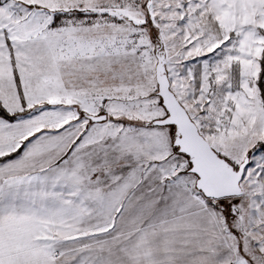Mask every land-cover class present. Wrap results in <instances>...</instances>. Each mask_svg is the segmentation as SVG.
Masks as SVG:
<instances>
[{
	"label": "snow or ice",
	"instance_id": "obj_1",
	"mask_svg": "<svg viewBox=\"0 0 264 264\" xmlns=\"http://www.w3.org/2000/svg\"><path fill=\"white\" fill-rule=\"evenodd\" d=\"M0 264H264V0H0Z\"/></svg>",
	"mask_w": 264,
	"mask_h": 264
}]
</instances>
